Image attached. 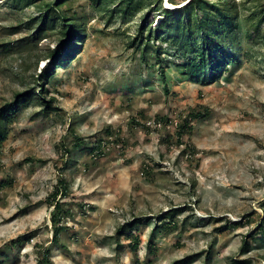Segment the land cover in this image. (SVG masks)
Returning a JSON list of instances; mask_svg holds the SVG:
<instances>
[{"label": "rangeland", "instance_id": "obj_1", "mask_svg": "<svg viewBox=\"0 0 264 264\" xmlns=\"http://www.w3.org/2000/svg\"><path fill=\"white\" fill-rule=\"evenodd\" d=\"M56 1L0 0V109L31 97L0 145V264H264V0H211L204 82L150 35L191 0ZM60 15L81 34L57 68Z\"/></svg>", "mask_w": 264, "mask_h": 264}, {"label": "trees", "instance_id": "obj_2", "mask_svg": "<svg viewBox=\"0 0 264 264\" xmlns=\"http://www.w3.org/2000/svg\"><path fill=\"white\" fill-rule=\"evenodd\" d=\"M37 0H14L15 4H21V6L27 8L36 4ZM211 0H191L185 6L180 9L171 10L164 9V21L158 24V27L153 31L150 30V35L162 32L163 34L171 33V43L175 48L182 54V57L187 59L186 69L187 75L197 82H204L208 78H212L214 81H218L219 73L223 69V62L227 59V53L224 47H221L219 41H217L216 31L214 29L220 27L222 24L228 22L227 12L222 10L219 5L210 3ZM67 3V0H57V7H62L63 4ZM216 9L219 15L222 16L221 22L217 23L216 15L213 10ZM55 12H59L55 10ZM205 13V14H204ZM200 14H204L200 18ZM49 13L43 17L41 27L39 31L46 26L48 22ZM63 18V25H61V44L54 53L58 55L59 59L55 63L58 68L63 62L67 60L66 53L69 48L75 46L76 39L80 36L81 31L75 23H71L67 18L60 15L57 19ZM195 24L192 26L193 21ZM141 32V31H140ZM190 48H195V51H189ZM157 56H160V49L156 51ZM190 54H194L193 58L188 59ZM53 56V55H52ZM50 72H44V75H49ZM52 74V73H51ZM42 90V86L40 87ZM27 93L18 94L17 101L12 104H8L0 109V145L7 138L5 127L12 122V115L15 111L14 106L16 104L28 103L30 96L26 97ZM63 192L60 191L59 187L56 188L53 196L56 197ZM56 207L60 206L56 203ZM58 219H57V218ZM54 217L53 222L55 224V238H58L60 232L63 230L58 226L60 215ZM124 232V231H121ZM134 244V245H133ZM132 244L134 251L137 250L139 244L138 240ZM247 250L246 246L243 248Z\"/></svg>", "mask_w": 264, "mask_h": 264}]
</instances>
